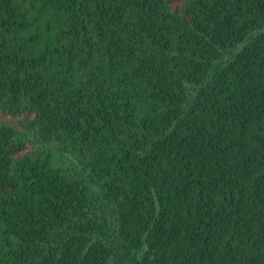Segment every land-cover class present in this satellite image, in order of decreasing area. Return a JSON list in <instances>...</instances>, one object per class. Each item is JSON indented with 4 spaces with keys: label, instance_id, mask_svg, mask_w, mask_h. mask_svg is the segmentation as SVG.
<instances>
[{
    "label": "trees",
    "instance_id": "1",
    "mask_svg": "<svg viewBox=\"0 0 264 264\" xmlns=\"http://www.w3.org/2000/svg\"><path fill=\"white\" fill-rule=\"evenodd\" d=\"M0 264H264V0H0Z\"/></svg>",
    "mask_w": 264,
    "mask_h": 264
}]
</instances>
